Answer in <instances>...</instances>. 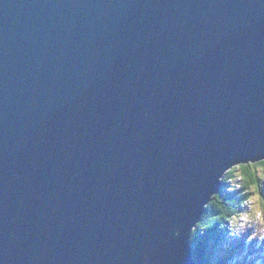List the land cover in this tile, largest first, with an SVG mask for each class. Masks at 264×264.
<instances>
[{
	"label": "water",
	"instance_id": "1",
	"mask_svg": "<svg viewBox=\"0 0 264 264\" xmlns=\"http://www.w3.org/2000/svg\"><path fill=\"white\" fill-rule=\"evenodd\" d=\"M259 155L264 0H0V264H199Z\"/></svg>",
	"mask_w": 264,
	"mask_h": 264
},
{
	"label": "clouds",
	"instance_id": "2",
	"mask_svg": "<svg viewBox=\"0 0 264 264\" xmlns=\"http://www.w3.org/2000/svg\"><path fill=\"white\" fill-rule=\"evenodd\" d=\"M217 182L219 190L203 205L204 211L190 230L189 243L215 228L216 236L229 242L221 246L227 264H264V155L233 158L222 168ZM179 235V229L172 233L173 238Z\"/></svg>",
	"mask_w": 264,
	"mask_h": 264
},
{
	"label": "trees",
	"instance_id": "3",
	"mask_svg": "<svg viewBox=\"0 0 264 264\" xmlns=\"http://www.w3.org/2000/svg\"><path fill=\"white\" fill-rule=\"evenodd\" d=\"M226 242L223 237L216 236V229L209 231L205 235H198L194 243H191L194 250V256L199 264H210L214 259L216 264L227 263V253L222 252L221 246ZM215 251V255H214ZM220 253H217V252Z\"/></svg>",
	"mask_w": 264,
	"mask_h": 264
},
{
	"label": "rangeland",
	"instance_id": "4",
	"mask_svg": "<svg viewBox=\"0 0 264 264\" xmlns=\"http://www.w3.org/2000/svg\"><path fill=\"white\" fill-rule=\"evenodd\" d=\"M229 244V242L228 241H226L223 245H228ZM198 262V261H197Z\"/></svg>",
	"mask_w": 264,
	"mask_h": 264
},
{
	"label": "bare ground",
	"instance_id": "5",
	"mask_svg": "<svg viewBox=\"0 0 264 264\" xmlns=\"http://www.w3.org/2000/svg\"><path fill=\"white\" fill-rule=\"evenodd\" d=\"M195 260H196V258H195ZM197 261V260H196ZM227 264V263H226Z\"/></svg>",
	"mask_w": 264,
	"mask_h": 264
}]
</instances>
